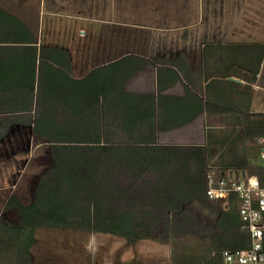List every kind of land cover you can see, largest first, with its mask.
<instances>
[{
    "label": "trees",
    "instance_id": "1",
    "mask_svg": "<svg viewBox=\"0 0 264 264\" xmlns=\"http://www.w3.org/2000/svg\"><path fill=\"white\" fill-rule=\"evenodd\" d=\"M263 56L260 42H203L199 68L183 55L124 54L75 76L67 46L38 39L0 5V148L15 131L46 146L30 200L11 194L5 202L0 260L31 264L41 227L115 235L128 244L184 238L171 264H222L223 251L249 248L236 197L210 200L206 188L212 170L256 169L264 181L256 163L264 113L251 111ZM148 65H157L156 91L127 90ZM178 82L182 95L165 93ZM200 114L219 122L206 123L202 145L158 143L159 133ZM192 204L210 221L197 218ZM8 212L16 219L6 220Z\"/></svg>",
    "mask_w": 264,
    "mask_h": 264
},
{
    "label": "rangeland",
    "instance_id": "2",
    "mask_svg": "<svg viewBox=\"0 0 264 264\" xmlns=\"http://www.w3.org/2000/svg\"><path fill=\"white\" fill-rule=\"evenodd\" d=\"M161 1L0 0V5L22 19L37 37L46 42L67 46L71 51L74 75L81 76L91 66L105 61L106 57H102L104 54L101 49L106 43L104 44L102 39L106 34L113 35L115 26L110 24L113 22L114 10L115 13L117 11L122 13V20H129L131 6L141 5V9H149L148 14L143 11L142 14L137 13V19L138 22H142L139 23L140 25L151 27L150 29H138L130 33L125 31L126 27L118 26L117 30H121L126 37L133 34L135 39H140V42L134 41L135 44H133L138 52L148 48L160 49L165 40L161 41L158 35L161 32L157 27L164 26V23L162 21L156 24L162 18L152 10L158 8L160 11L163 8ZM201 2L202 25H199L198 33L196 28H189L185 29L183 35L191 34L189 39L186 38L187 43L191 46H197L198 43L210 39V0ZM113 3L115 6L112 7ZM146 3L149 4L148 7H144ZM180 3L181 0L169 3L172 6H169L168 9L171 12L177 10L179 8L177 5ZM196 3L198 0H187V4L190 6L186 7V19L197 15L199 8L194 6ZM152 14H154V18H152ZM104 21H107V24L102 23ZM182 31L173 30L169 33L172 34L171 37H177L182 34ZM194 31L196 35L199 34V38H192ZM162 33L165 35V32ZM124 47H130L128 41ZM100 52L102 55L99 54ZM259 109L257 104L252 107V111ZM10 141L14 143L13 148L16 151L14 156H8ZM10 141L7 140L6 144L0 148V186H7V181L11 184L10 191L0 193V212L2 213L8 193L13 194L24 203L30 200L31 181L34 179V175L40 172V163L46 161L42 157L46 146L34 144L29 131H15L14 135L10 137ZM146 178L147 180L152 179L150 175H147ZM189 209L202 221H210L211 217L208 213L201 210L197 204L190 205ZM4 218L9 221L16 219L13 212H8ZM34 236L35 243L30 248L31 264H130L134 261L128 258L134 254L138 257L140 264H171L173 257L179 252L182 242H185L184 238H181L178 241L180 244L160 243L155 240H139L134 244H128L123 238L115 235L45 227L36 229ZM0 264L8 263L2 259Z\"/></svg>",
    "mask_w": 264,
    "mask_h": 264
},
{
    "label": "crops",
    "instance_id": "3",
    "mask_svg": "<svg viewBox=\"0 0 264 264\" xmlns=\"http://www.w3.org/2000/svg\"><path fill=\"white\" fill-rule=\"evenodd\" d=\"M174 1L179 0H162L161 4H163V8L160 11L158 8L152 10V12H155L162 18L156 24H159L162 21L164 23V26L161 25V27H157L158 31L160 30L161 32L158 34L161 38V41L165 40L163 45L160 47V49L148 48L142 52H138V50L135 49V45H133L135 44L134 41L140 42V39H135L133 34H131L129 37H126L124 34H122L121 30H117V27H126L125 31H129L130 33L138 29H150L151 27L140 25L139 23L142 22H138L137 19V13L142 14L141 12L143 11L148 14L150 10L141 9V5L131 6L129 20H122V13L118 11L115 13V10H112L113 22H111L110 25L115 26L114 32L113 35L106 34V36L102 39L104 44L106 43V45H104L101 49L104 55H102L101 52L99 53L102 55V57H106L104 62L112 61L124 54H138L146 58H161L162 60L173 59L177 55H183L188 62V66H191L192 68H199L200 48L201 43L203 42L198 43L197 46H191L186 41L191 37V34L188 33L185 36L183 35L185 33V29L187 30L189 28H196L198 33V29H200L199 25H202V0H198V3L194 4V6L199 8V11L197 10V15L190 19H186V7L190 6L187 4V0H181V3L177 5L179 8L171 12L168 7L172 5L169 3ZM148 5L149 4L146 3L144 7H148ZM113 6H115V3L112 4V7ZM153 15L154 14H152V18H154ZM79 23L81 22L79 21ZM102 23L107 24V21ZM173 30L183 31L181 35L177 37H171L172 34L169 32ZM162 32H165V35ZM209 33L210 39L209 41L205 42L221 44L255 42L264 43V0H210ZM199 37V34L196 35L194 31L192 38ZM38 39H40V37H38ZM127 41L130 44L129 48L124 47ZM173 43L177 45L174 46ZM156 66L157 65H148L141 72L137 73L129 80L126 89L135 92L154 93L156 91ZM183 82L186 83V81ZM253 88L254 94L251 111L254 104H257L260 109L258 111L252 112L264 113V56L257 81L253 85ZM165 93L182 95L183 86L180 82H178L173 85V87L165 91ZM206 123L219 126V122L216 117L206 119L204 114H200L194 121L183 127L168 132L159 133L157 141L160 144L167 145H202L205 142ZM9 183L10 182L7 181V186H0V193L10 191L9 189H11V184ZM8 194L9 195L7 196L9 197L11 193ZM128 259L134 261L130 264H140L138 257H136L135 254Z\"/></svg>",
    "mask_w": 264,
    "mask_h": 264
},
{
    "label": "built area",
    "instance_id": "4",
    "mask_svg": "<svg viewBox=\"0 0 264 264\" xmlns=\"http://www.w3.org/2000/svg\"><path fill=\"white\" fill-rule=\"evenodd\" d=\"M262 148L256 163L264 169V136L259 139ZM235 196L239 220L248 233L250 247L223 251L222 264H264V181L251 171L229 170L217 176L214 170L207 178L206 196L210 200H227Z\"/></svg>",
    "mask_w": 264,
    "mask_h": 264
},
{
    "label": "water",
    "instance_id": "5",
    "mask_svg": "<svg viewBox=\"0 0 264 264\" xmlns=\"http://www.w3.org/2000/svg\"><path fill=\"white\" fill-rule=\"evenodd\" d=\"M229 79H231V80H235V81H240V80H238V79H236V78H232V77H230Z\"/></svg>",
    "mask_w": 264,
    "mask_h": 264
}]
</instances>
